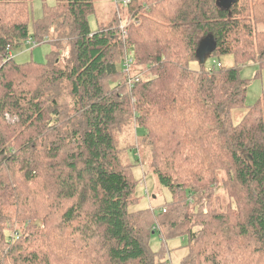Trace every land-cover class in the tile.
<instances>
[{"label": "trees", "instance_id": "16d2710c", "mask_svg": "<svg viewBox=\"0 0 264 264\" xmlns=\"http://www.w3.org/2000/svg\"><path fill=\"white\" fill-rule=\"evenodd\" d=\"M41 1L33 18V0H0V264H173L166 241L175 237L185 241L176 264H264V104L245 106L239 76L247 62L264 64V0H126L124 40L121 17L90 28L94 0ZM51 28L45 63L7 58ZM208 35L219 66L196 58ZM126 51L140 75L130 88L118 70ZM226 55L231 65L219 61ZM47 114L61 119L65 145L21 128L49 122ZM132 121L171 193L165 208L131 209L135 163L120 159L115 134ZM220 180L227 199L215 193ZM39 216L42 229L25 225ZM9 220L20 226L13 236Z\"/></svg>", "mask_w": 264, "mask_h": 264}, {"label": "rangeland", "instance_id": "374dc122", "mask_svg": "<svg viewBox=\"0 0 264 264\" xmlns=\"http://www.w3.org/2000/svg\"><path fill=\"white\" fill-rule=\"evenodd\" d=\"M44 2L47 5L51 6L54 5L55 0H44ZM123 6H125V4L122 3V0H94V11L88 16L90 28L92 30H95L99 26H107L112 22L111 20H114L118 17H121L122 20H124L121 22L122 24L120 26H122L123 23L127 22L125 21L126 13ZM41 13L42 1L33 0L31 7L32 17L38 18L40 17ZM48 33H50L48 35L49 37H46L44 42L37 43L35 46H33L34 41L28 39V41H25V43L21 46L13 48L11 52L13 53L14 60L18 63H22L28 60L45 63L47 60V53H49L51 50V44L45 41L48 38L52 39V34L54 33L53 28H51ZM125 37L121 35L122 40H124ZM67 52L68 49L62 50L59 53L58 59H56L57 65L61 69L65 68L68 63ZM125 53L129 54L128 51H126ZM214 60L217 59L215 57H208L204 62L205 67L211 66ZM219 61L223 65L232 64L231 58L227 55L220 58ZM123 62L124 56L123 60L118 65V70L121 78H123L121 79L122 82H124L125 85L130 88V86L125 82ZM192 66L196 67V64L192 63ZM239 76L243 79H247L246 97L244 103L245 106L254 104L258 100L264 104V64H260L254 61L247 62L245 65H242L240 67ZM8 80L13 81V83L15 84L19 83L18 78H16L14 75L12 78L8 77ZM121 80L118 79L114 82L111 81V88L118 90V87L121 86ZM24 82L26 81L24 80ZM68 90L69 88L67 87V82L63 80H61L56 86V94L59 97L58 102L60 104V107L66 109L67 112L73 109V107L69 106L71 101L67 95ZM245 110L246 107L232 110L231 116L233 122H238L245 113ZM45 117L51 120L49 122H40L41 124H37L36 127L27 128L26 126H22L21 128H26L25 132L27 133L38 134L40 137H45L47 141L57 140L65 145L66 143L61 140V137L67 134L61 124V119L60 121L56 122L57 116L54 114H47L45 115ZM6 120L10 124H15V122L17 121V117L15 115H6ZM43 126H46L48 128L39 129ZM15 128H19V126H16ZM135 128V122L132 121L131 123L122 126V128L119 129V131L115 134L118 155L121 160L126 165L129 164V161L130 163H135V166L133 167V174L135 179L138 180V186L135 191V194L138 197V202L137 204L131 206V209H139L144 206L150 207V211L157 208H165L164 204L171 199V193L165 187L161 186V184L158 182L157 176L152 171V167L150 165L151 160L149 151L146 145L141 143L139 135H136L140 132H138L139 130H135ZM54 129H57L59 131V135H57ZM127 174L129 175V171ZM215 193L220 194L225 199H227L226 191L222 187L221 180L217 183ZM187 211H192L191 205L187 209ZM43 223V219L39 216V218L28 220L25 225H37L36 227L42 229V227H44ZM19 228L20 226L15 220H9L7 222L5 232L9 236H13L15 232L19 230ZM166 242L167 247L170 249L171 260L173 264H176L185 253V249L182 247L185 244V241L182 237H175L168 239ZM159 245H161V238H159L157 234H153L150 239V246L153 249H156L157 247H159Z\"/></svg>", "mask_w": 264, "mask_h": 264}, {"label": "built area", "instance_id": "2783aa9c", "mask_svg": "<svg viewBox=\"0 0 264 264\" xmlns=\"http://www.w3.org/2000/svg\"><path fill=\"white\" fill-rule=\"evenodd\" d=\"M122 3L125 4L126 0H122ZM121 30H122V36H125L126 30H123V26H120ZM28 41V40H27ZM37 43L34 41L33 42V46H35ZM8 49V48H7ZM13 57L12 52L10 51V49H8V55L7 58H11ZM214 63L216 62V66H219L220 63H218L217 61H213ZM133 57L129 54H127L124 62H123V70L125 72V82L129 85L132 86V84L134 83V81H137L139 79V74L136 75H131V71L133 69Z\"/></svg>", "mask_w": 264, "mask_h": 264}, {"label": "water", "instance_id": "95a60500", "mask_svg": "<svg viewBox=\"0 0 264 264\" xmlns=\"http://www.w3.org/2000/svg\"><path fill=\"white\" fill-rule=\"evenodd\" d=\"M232 0H220L221 3L231 2ZM214 45L213 39L211 36H204L201 38L196 47V58L199 60L200 63H204L207 58L209 57V53L212 50ZM250 159V156L246 157Z\"/></svg>", "mask_w": 264, "mask_h": 264}, {"label": "bare ground", "instance_id": "6f19581e", "mask_svg": "<svg viewBox=\"0 0 264 264\" xmlns=\"http://www.w3.org/2000/svg\"><path fill=\"white\" fill-rule=\"evenodd\" d=\"M157 4V3H156ZM100 6V5H99ZM110 7V6H109ZM99 10V9H98ZM112 10V9H111ZM115 10V9H114ZM116 16V15H115ZM262 19V18H261ZM117 20V19H116ZM257 20V19H256ZM111 21H113V20H111ZM115 21V20H114ZM112 25V24H111ZM123 26V30H124V28H125V25H122ZM101 27V26H100ZM118 29V28H117ZM39 34V33H38ZM41 34V33H40ZM125 37V36H124ZM38 40H39V37H38ZM11 61V60H10ZM149 71V70H148ZM154 73V72H153ZM145 76V75H144ZM139 82V81H138ZM145 82V81H144ZM106 83V82H105ZM68 84V83H67ZM105 85V84H104ZM106 87V86H105ZM105 89V88H104ZM108 89H109V87H108ZM132 95V94H131ZM126 98V97H125ZM124 100V99H123ZM125 101V100H124ZM129 101V100H128ZM123 103V102H122ZM125 103V102H124ZM123 103V104H124ZM122 105V104H121ZM125 105V104H124ZM124 107V106H123ZM123 111H124V109H122ZM124 113H126V112H124ZM125 121V120H124ZM111 133V132H110ZM116 153V152H115ZM121 159V158H120ZM119 160V159H118Z\"/></svg>", "mask_w": 264, "mask_h": 264}, {"label": "crops", "instance_id": "0c3cea01", "mask_svg": "<svg viewBox=\"0 0 264 264\" xmlns=\"http://www.w3.org/2000/svg\"><path fill=\"white\" fill-rule=\"evenodd\" d=\"M13 54V53H12Z\"/></svg>", "mask_w": 264, "mask_h": 264}]
</instances>
